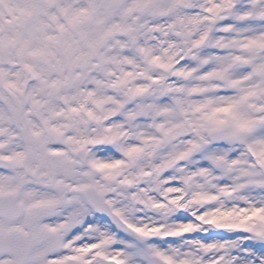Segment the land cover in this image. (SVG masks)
<instances>
[{"label": "snow or ice", "instance_id": "snow-or-ice-1", "mask_svg": "<svg viewBox=\"0 0 264 264\" xmlns=\"http://www.w3.org/2000/svg\"><path fill=\"white\" fill-rule=\"evenodd\" d=\"M0 264H264V0H0Z\"/></svg>", "mask_w": 264, "mask_h": 264}]
</instances>
